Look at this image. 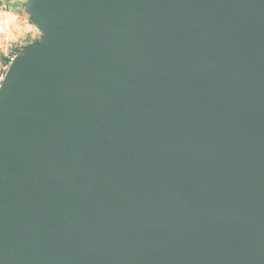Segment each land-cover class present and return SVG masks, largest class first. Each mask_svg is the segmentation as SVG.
<instances>
[{
  "label": "water",
  "instance_id": "water-1",
  "mask_svg": "<svg viewBox=\"0 0 264 264\" xmlns=\"http://www.w3.org/2000/svg\"><path fill=\"white\" fill-rule=\"evenodd\" d=\"M0 83V264H264V0H27Z\"/></svg>",
  "mask_w": 264,
  "mask_h": 264
},
{
  "label": "rangeland",
  "instance_id": "rangeland-1",
  "mask_svg": "<svg viewBox=\"0 0 264 264\" xmlns=\"http://www.w3.org/2000/svg\"><path fill=\"white\" fill-rule=\"evenodd\" d=\"M26 1L0 0V83L12 59L41 34L29 18Z\"/></svg>",
  "mask_w": 264,
  "mask_h": 264
},
{
  "label": "trees",
  "instance_id": "trees-1",
  "mask_svg": "<svg viewBox=\"0 0 264 264\" xmlns=\"http://www.w3.org/2000/svg\"><path fill=\"white\" fill-rule=\"evenodd\" d=\"M25 5H26V3H25ZM28 14H29V13H28ZM29 18H30V15H29ZM40 36H41V34H40ZM39 39H40V37H39L37 40H39ZM37 40H35V41H37ZM35 41H34V42H35ZM7 60H9V59H7Z\"/></svg>",
  "mask_w": 264,
  "mask_h": 264
}]
</instances>
